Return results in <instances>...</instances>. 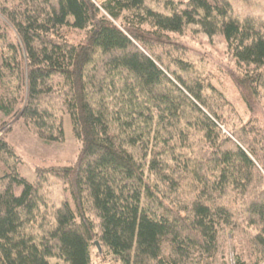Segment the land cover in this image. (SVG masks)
Here are the masks:
<instances>
[{
  "label": "trees",
  "instance_id": "16d2710c",
  "mask_svg": "<svg viewBox=\"0 0 264 264\" xmlns=\"http://www.w3.org/2000/svg\"><path fill=\"white\" fill-rule=\"evenodd\" d=\"M162 5L0 0V131L16 119L62 142L69 116L80 144L28 181L0 136V264H92L96 240L122 264H222L235 232L264 264V23L230 0ZM190 32L224 42L248 121ZM48 177L72 201L49 208Z\"/></svg>",
  "mask_w": 264,
  "mask_h": 264
},
{
  "label": "rangeland",
  "instance_id": "374dc122",
  "mask_svg": "<svg viewBox=\"0 0 264 264\" xmlns=\"http://www.w3.org/2000/svg\"><path fill=\"white\" fill-rule=\"evenodd\" d=\"M100 3L102 0H93ZM234 11L241 18L251 14L262 20L264 23V0H230ZM146 4L155 9L163 11L162 0H146ZM166 12V11H164ZM188 37L182 39L188 46L196 51L190 53V58L198 66L212 74L211 82L219 90L224 92L227 100L238 113V119L248 121L249 110L243 103L237 89L232 81L225 74L224 66L233 64L229 61L225 52V44L220 36L209 39L202 34L190 32ZM200 55H198V54ZM264 94V91H263ZM264 109V99H263ZM261 117L264 118L262 114ZM16 120V119H15ZM10 121L0 131V136H4L6 141L13 148L16 158L9 159V163L18 164L19 170L28 181H35L36 172L39 168H49L53 164H69L76 161L80 144L72 134V125L69 116L62 118L65 138L62 142L47 143L42 140L35 131L27 127L24 121ZM3 164L0 163V176ZM42 194L49 208L58 207L66 200L72 201L70 193L63 182L54 177H48L42 184ZM224 257L222 264H254L249 254V244L245 235L241 232L232 233L224 242ZM54 263L64 264L57 259H52ZM92 264H122L115 261L111 256L99 254L93 243Z\"/></svg>",
  "mask_w": 264,
  "mask_h": 264
},
{
  "label": "water",
  "instance_id": "95a60500",
  "mask_svg": "<svg viewBox=\"0 0 264 264\" xmlns=\"http://www.w3.org/2000/svg\"><path fill=\"white\" fill-rule=\"evenodd\" d=\"M94 245L97 248L98 253L100 255L103 254V247H102L101 243L98 240L94 241Z\"/></svg>",
  "mask_w": 264,
  "mask_h": 264
}]
</instances>
